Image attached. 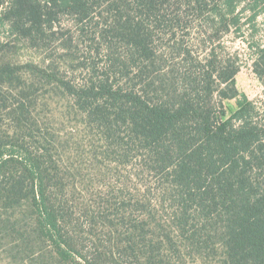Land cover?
I'll list each match as a JSON object with an SVG mask.
<instances>
[{
	"label": "trees",
	"instance_id": "16d2710c",
	"mask_svg": "<svg viewBox=\"0 0 264 264\" xmlns=\"http://www.w3.org/2000/svg\"><path fill=\"white\" fill-rule=\"evenodd\" d=\"M60 17L86 38L85 61L94 45L105 56L81 82L0 61V251L15 264H264V122L238 62L205 46L256 32L264 0H0L27 41ZM249 45L264 78V46ZM40 91L73 102L85 140L41 121ZM80 152L104 178L123 174L94 200L70 162Z\"/></svg>",
	"mask_w": 264,
	"mask_h": 264
},
{
	"label": "rangeland",
	"instance_id": "374dc122",
	"mask_svg": "<svg viewBox=\"0 0 264 264\" xmlns=\"http://www.w3.org/2000/svg\"><path fill=\"white\" fill-rule=\"evenodd\" d=\"M242 24H247L246 17ZM256 25V32H252L246 25V31L243 34L232 31L220 40L215 39L213 43L206 42L205 46L208 47V50L216 48L223 59L231 56L238 62L241 70L236 77L237 88L241 94H245L250 101L255 103L259 113L258 119L264 122V78L255 71L257 51L254 48L251 49L249 45L257 42L264 46V17L259 18ZM76 32L74 22L70 17H60L55 27L44 38L41 37V41L37 43L12 36L9 28L0 22V61L6 60L24 66L26 77L34 82H37V79L26 68L28 65L51 68L61 78L65 77L81 82L86 76L83 67L91 66L92 62L99 61L105 56L106 50L103 46L100 48V46L94 45L93 48L97 50H94V54L92 53V59L85 61V57L89 58L87 44L82 43L86 38H79ZM7 42H10L11 45L5 46ZM39 95L46 97V101L43 98L40 99V105L37 108V115L41 116V121L49 119V122L52 123L49 128L54 129V132L59 134L64 141L71 140L72 146L74 142H78L77 138L79 141L85 140V133L88 130L68 97L60 91L59 93L40 91ZM43 102L47 106H44ZM225 109L228 116L233 114L238 109L237 100H226ZM71 142L64 149L71 148ZM72 155H74L73 152ZM80 155H82L81 152L76 154L75 159L70 162L79 166L83 170V176L88 179L87 188H85L88 200H94L93 196L95 194L99 196L98 193L101 190L111 191L109 189L110 183L113 181L111 178H117L120 173L112 171L108 177L104 178L95 170L99 166L98 164L93 165L90 160H87L86 155L83 157ZM114 182L111 184H115ZM102 199L104 200L99 197V202L103 201ZM0 264L15 263L8 255L0 251Z\"/></svg>",
	"mask_w": 264,
	"mask_h": 264
}]
</instances>
